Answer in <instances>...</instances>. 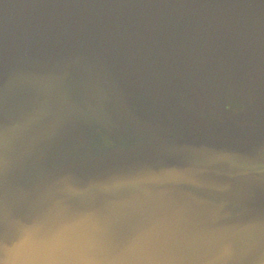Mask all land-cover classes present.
I'll return each mask as SVG.
<instances>
[{
	"label": "water",
	"instance_id": "water-1",
	"mask_svg": "<svg viewBox=\"0 0 264 264\" xmlns=\"http://www.w3.org/2000/svg\"><path fill=\"white\" fill-rule=\"evenodd\" d=\"M0 264H264V0H0Z\"/></svg>",
	"mask_w": 264,
	"mask_h": 264
}]
</instances>
